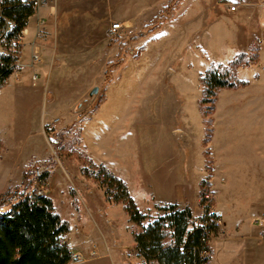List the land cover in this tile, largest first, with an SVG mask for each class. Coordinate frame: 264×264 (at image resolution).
I'll list each match as a JSON object with an SVG mask.
<instances>
[{
    "label": "rangeland",
    "instance_id": "1",
    "mask_svg": "<svg viewBox=\"0 0 264 264\" xmlns=\"http://www.w3.org/2000/svg\"><path fill=\"white\" fill-rule=\"evenodd\" d=\"M234 1L241 4L235 12L219 0H40L47 29L37 33L36 15L28 21L33 29L23 33L18 62H30L35 49L39 59L32 68L16 66L0 92L3 210L41 187L31 176L40 168L49 173L39 183L45 194L63 219L72 220L79 203L73 185L82 190L84 180L106 200V222L101 214L98 227L89 219V238L72 247L84 259L71 263L137 264L127 256L135 250V225L124 204L109 200L83 172L94 161L92 133L106 123L111 164H121L122 176L137 188L139 208H149L145 222L164 213L152 206L156 200L177 202L168 178L156 184V198L147 194L159 146L167 151L189 140L191 171L177 197L194 217L207 203L218 216L209 264H264V0ZM118 21L128 27L113 31ZM240 52L250 59L236 69L246 83L220 88L214 102L203 103L204 114L200 74ZM240 68L247 77L240 78ZM198 146L200 174L194 168ZM92 244L94 256L87 249Z\"/></svg>",
    "mask_w": 264,
    "mask_h": 264
},
{
    "label": "trees",
    "instance_id": "2",
    "mask_svg": "<svg viewBox=\"0 0 264 264\" xmlns=\"http://www.w3.org/2000/svg\"><path fill=\"white\" fill-rule=\"evenodd\" d=\"M0 5V41L4 48L0 53V86H3L16 68L22 48L18 40L36 6L31 0H0ZM9 23L10 29L5 31ZM249 61L247 54L240 52L228 64L212 63L200 76L203 87L200 107L206 99L214 102L220 88L245 84L236 69ZM202 111L205 114L204 108ZM83 172L105 188L109 200L124 204L135 225L133 236L144 264H209L213 253L210 240L218 221L215 212L210 211V204L204 206V214L198 215L197 224L191 209L177 203L158 206L164 213L145 222L149 215L139 208L123 178L94 161L85 165ZM48 174H42L41 184H45ZM205 183L203 180L201 185ZM200 191L204 197L206 190ZM69 229V222L55 210L50 196L38 195L36 191L25 194L7 210H0V264H70L72 249L65 238Z\"/></svg>",
    "mask_w": 264,
    "mask_h": 264
},
{
    "label": "crops",
    "instance_id": "3",
    "mask_svg": "<svg viewBox=\"0 0 264 264\" xmlns=\"http://www.w3.org/2000/svg\"><path fill=\"white\" fill-rule=\"evenodd\" d=\"M240 5L241 4L239 3V7H240ZM232 12H235V11H232ZM32 18H33V16H30L28 21H31ZM27 29L32 30L33 25L28 24ZM260 42H261V44H264V38H262L260 40ZM3 51H4V48H3L1 41H0V53H3ZM26 51H27V48H24L23 52H26ZM245 71L246 70H244V68L239 69L238 72H239L240 78L247 77L246 76L247 74H245L246 73ZM16 84L19 85L18 83H16ZM21 85H22V83H21ZM21 85H19V86H21ZM6 86H7V84H4L3 86H1L0 92L3 89H5ZM224 91H226V90H224ZM98 111H96L90 118L85 120V122L88 121L89 119H91L93 116H96ZM82 136L83 137L85 136L84 126H83V130H82ZM200 136H201L200 133L196 134V137H200ZM92 138L93 139H91V142H92L93 148L91 150L89 149L88 145L84 142V144H86L87 153L89 150L91 152H94L93 153L94 155L93 156L90 155V157L97 164H102V165L107 166L116 175H118L119 177L124 179L125 177L122 176L121 164L116 163L115 166L113 164H111L110 158H109L108 153H107V149H106V146H107L106 145V123L100 124L99 129H97L94 134L92 133ZM0 139H2V138H0ZM164 146H166V145L163 144V145L159 146L161 151L156 152V160L154 161V165H152V169H151V173H152L151 186L149 185L150 189L148 187L147 194H150L151 198H154V197L156 198V195H154V191L158 190V188L156 187V184H159V181H163L166 178H168L169 180L174 181V195L173 196H175V197H173V200L174 199L177 200V202L175 200L174 201L179 204L180 199L177 196L183 194L182 190H184V188H183L184 183H181V181H185L186 175L189 176L190 171H191L190 170L191 169L190 141L187 140L186 142L184 141L182 143H178V144H174L172 146H169L167 148V151L164 150V148H165ZM198 152L200 154H199L198 160H196L194 168L197 169L199 171V174H200L201 172H204V155L202 153L203 152L202 146H198ZM164 160L168 161L167 169L164 166V163H165ZM218 170H219V167H218ZM85 180H86V178H85ZM79 182L85 183L84 189L78 190L77 187L73 185V188L78 191L79 203H78V208L75 209V212L77 213V215L75 217H72V220L68 219V221L70 222V230L65 234V235H68V237H65V238H66L69 246L71 247V249L74 245H79L81 242H86V240L89 238V235L91 234L90 232L93 229V225L89 221L90 218L95 221V223L97 224V227L99 226V222L95 219V218H97L96 214L97 215L101 214L102 220L104 222H106V200H104V203H103L102 200L99 197H97V195H96L97 193H96L94 186L89 188L88 182H85L84 180H80ZM126 182L128 184V181H126ZM128 187H129L131 194L135 198L138 206H140L139 201H138L136 194H135V191L137 190V188L135 186H134V188H132L130 183L128 184ZM53 201H54V199H53ZM159 201L160 200H156V202H153L152 206L153 207L155 206L157 208L158 206H161L160 204L165 205L164 202L160 203ZM54 205H56L55 202H54ZM142 211H144V212L149 211V208H146L145 210L142 209ZM81 214H82V216H80ZM88 223H90V225ZM100 228H101V226H100ZM72 240H73V243L71 242ZM104 241H105V245H106V239ZM134 241H135V239H134ZM87 249H89V247H87ZM103 252H104L103 256H105L106 250ZM103 256H100V257H103ZM127 256L129 258H131L130 256L135 257V259H137V261H138L137 264H144V258L138 254V251L136 248V242H135V250L133 252L131 251L130 253H128ZM77 263H78V261L74 262V264H77ZM70 264H72V263L70 262Z\"/></svg>",
    "mask_w": 264,
    "mask_h": 264
},
{
    "label": "built area",
    "instance_id": "4",
    "mask_svg": "<svg viewBox=\"0 0 264 264\" xmlns=\"http://www.w3.org/2000/svg\"><path fill=\"white\" fill-rule=\"evenodd\" d=\"M27 0H23V2H26ZM34 2L36 8H35V12L33 15L31 16H38V20H37V33L41 34L43 33L46 29H47V26H46V17L45 16H41L38 12V7L40 8V5H41V2L40 0H31ZM220 2L224 3L229 10L231 11H235L239 8V2H235L234 0H219ZM1 5H0V14H1ZM127 24H124L123 22L121 21H118V22H114L112 24V29L113 31H121L123 29H126ZM10 29V23L8 24L7 28L5 29V31L9 30ZM27 30V26L23 29L22 31V35L20 36V39L18 40L19 44L22 45V38H23V33L24 31ZM38 50H34L33 54H32V57H31V60L30 62L28 63H25V64H22L20 62H18V59L16 60L15 62V66H26V67H29V68H32L35 64V61H37L39 59V55H38ZM36 75H34L35 77ZM43 172L40 168H36L33 172H32V179H33V182L34 184H36L37 186H41L37 191L36 193L38 195H45V189L43 187V185H40L39 183L40 182V177L42 176ZM32 192L30 193H27V194H31ZM20 198H16L14 200V202L18 201ZM5 206H0V210L1 211H5L3 210ZM201 214H204V210L201 212ZM198 216H196V220H195V223L197 224L198 223ZM89 254L94 256V255H97V250H96V245L95 244H92L91 247H89ZM84 253L82 252V250H73L72 249V260H79V259H84Z\"/></svg>",
    "mask_w": 264,
    "mask_h": 264
},
{
    "label": "water",
    "instance_id": "5",
    "mask_svg": "<svg viewBox=\"0 0 264 264\" xmlns=\"http://www.w3.org/2000/svg\"><path fill=\"white\" fill-rule=\"evenodd\" d=\"M97 91H98V86H95V87L91 90L90 94H93V93H95V92H97Z\"/></svg>",
    "mask_w": 264,
    "mask_h": 264
}]
</instances>
